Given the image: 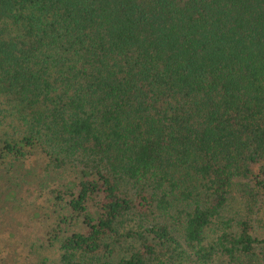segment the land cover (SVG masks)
<instances>
[{
    "label": "trees",
    "instance_id": "obj_1",
    "mask_svg": "<svg viewBox=\"0 0 264 264\" xmlns=\"http://www.w3.org/2000/svg\"><path fill=\"white\" fill-rule=\"evenodd\" d=\"M0 199L24 264L264 257V0H0Z\"/></svg>",
    "mask_w": 264,
    "mask_h": 264
},
{
    "label": "rangeland",
    "instance_id": "obj_2",
    "mask_svg": "<svg viewBox=\"0 0 264 264\" xmlns=\"http://www.w3.org/2000/svg\"><path fill=\"white\" fill-rule=\"evenodd\" d=\"M4 186V185H3ZM24 190H20L17 194V197H23L21 195V193H23ZM13 192V191H12ZM27 193V192H26ZM11 194V193H10ZM10 194H7V195H2L1 198H4L6 196H9ZM27 197L29 198V200L31 199V196L27 195ZM14 200L18 201L19 199L18 198H14ZM8 204H9V201H3L2 199H0V209L1 208H6V211L8 210ZM11 204V203H10ZM28 208L25 209V214H26V219L29 218L30 214L33 213L34 216L38 217L41 213L39 211H41L40 208L38 207H33L31 205L28 204L27 206ZM14 211V208L11 209V212ZM24 213V212H23ZM5 214L2 213V211H0V224L3 225L5 220L7 219H4L5 217ZM256 222L255 223V229L253 230V232L258 235L259 237H264V205L262 206V209H260L259 213L256 215V219H255ZM34 222V218L32 219L31 221V224ZM41 228L40 226L39 227H33L31 229V234L34 236V238H44V234L45 232L43 231L44 228L42 229H39ZM16 235L17 237H15L14 239H17L20 235V232L19 230L17 229L16 231ZM27 238H24V239H20V243H14L16 245V248L15 250H2L0 249V257L2 258V262L1 264H11L9 261L11 259H14L17 260L19 258L18 261H20V258H21V252L26 250V247L23 246V242H26ZM19 240H15V242H17ZM264 248V241L259 243L257 246H256V250H255V255H257L258 253L262 252V249ZM25 249V250H24ZM48 255V258L49 260H52V261H57L58 259V254L57 253H46ZM20 256V257H19ZM18 257V258H17ZM221 259L225 260V258H223L222 256H217V257H214L213 258V262L212 264H221ZM16 262V261H15ZM14 262V263H15ZM21 262L24 264L26 262L25 261H22V258H21ZM20 262V263H21ZM226 262V260H225ZM177 264H198L197 262H195L191 257L190 259L183 256L182 258L179 259V261L177 262ZM251 264H264V257L260 254H258V258H254L253 262Z\"/></svg>",
    "mask_w": 264,
    "mask_h": 264
}]
</instances>
